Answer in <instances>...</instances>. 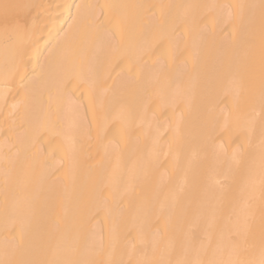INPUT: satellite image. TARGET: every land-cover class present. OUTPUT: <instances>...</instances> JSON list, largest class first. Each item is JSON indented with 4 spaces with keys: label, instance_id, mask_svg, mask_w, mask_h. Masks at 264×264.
Returning a JSON list of instances; mask_svg holds the SVG:
<instances>
[{
    "label": "bare ground",
    "instance_id": "obj_1",
    "mask_svg": "<svg viewBox=\"0 0 264 264\" xmlns=\"http://www.w3.org/2000/svg\"><path fill=\"white\" fill-rule=\"evenodd\" d=\"M0 264H264V0H0Z\"/></svg>",
    "mask_w": 264,
    "mask_h": 264
}]
</instances>
